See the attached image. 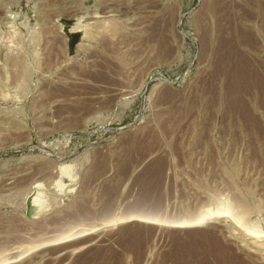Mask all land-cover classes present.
<instances>
[{
	"label": "rangeland",
	"instance_id": "obj_1",
	"mask_svg": "<svg viewBox=\"0 0 264 264\" xmlns=\"http://www.w3.org/2000/svg\"><path fill=\"white\" fill-rule=\"evenodd\" d=\"M263 81L264 0H0V264H264Z\"/></svg>",
	"mask_w": 264,
	"mask_h": 264
},
{
	"label": "bare ground",
	"instance_id": "obj_2",
	"mask_svg": "<svg viewBox=\"0 0 264 264\" xmlns=\"http://www.w3.org/2000/svg\"><path fill=\"white\" fill-rule=\"evenodd\" d=\"M235 30H236V29H235ZM243 39H244V38H243ZM230 46H231V45H230ZM234 50H235V49H234ZM223 54H224V53H223ZM224 55H225V54H224ZM222 63H223V62H222ZM238 63H239V62H238ZM248 64H249V63H248ZM239 65H240V63H239ZM244 65H245V64H244ZM245 67H246V66H245ZM237 68H238V67H237ZM223 69H224V68H223ZM243 69H244V68H243ZM250 69H251V68H250ZM219 70H220V69H219ZM252 70H253V69H252ZM232 71H233V70H232ZM242 71H243V70H242ZM236 72H237V71H236ZM227 73H228V72H227ZM248 73H249V72H248ZM233 75H234V74H233ZM233 75H232V76H233ZM250 75H251V74H250ZM236 76H238V75H236ZM241 76H242V75H241ZM253 76H254V75H253ZM255 77H256V76H255ZM257 77H259V76H257ZM237 79H238V78H237ZM237 79H235V80H237ZM233 81H234V80H233ZM249 81H250V80H249ZM239 82H241V81H239ZM245 82H246V81H245ZM263 82H264V81H263ZM248 83H250V82H248ZM263 84H264V83H263ZM240 85H241V84H240ZM254 85H255V84H254ZM255 86H256V85H255ZM263 87H264V86H263ZM234 88H235V87H234ZM250 89H251V88H250ZM261 89H262V88H261ZM235 90H236V89H235ZM234 92H235V91H234ZM240 93H241V92H240ZM229 95H230V94H229ZM231 95H232V93H231ZM227 96H228V95H227ZM236 96H237V95H236ZM238 96H239V95H238ZM231 97H232V96H231ZM233 97H235V95H234ZM233 97H232V98H233ZM234 99H235V98H234ZM234 99H233V100H234ZM235 100H236V99H235ZM237 100H238V99H237ZM237 100H236V101H237ZM241 102H242V101H241ZM237 105H238V104H237ZM243 105H244V104H243ZM247 113H248V112H247ZM249 116H250V115H249ZM243 118H244V117H243ZM139 145H140V144H139ZM68 169H69V168L66 167V168H64V171H65V172H68V171H67ZM152 171H153V170H152ZM140 180H142V179H140ZM154 180H155V179H154ZM158 185H159V184H158ZM153 190H154V189H153ZM152 192H153V191H152ZM157 202H158V201H157ZM34 204H35V206H39V205L41 204V200H40L39 197H36V198H35V200H34ZM141 211H142V210H141ZM153 211H154V210H153ZM137 229H139V228L137 227ZM140 230H141V229H140ZM142 231H143V230H142ZM144 232H145V231H144ZM146 233H147V232H146ZM144 234H145V233H143V235H144ZM149 234H150V232H149ZM149 234H147L146 237H147ZM203 234H204V233H202V235H203ZM206 234H207V233H206ZM206 234H204V235H206ZM128 235H129V234H128ZM133 235H134V233H133ZM137 235H138V234H137ZM137 235H136V236H137ZM150 235H151V234H150ZM190 235H191V234H190ZM196 235H197V234H196ZM199 235H200V234H199ZM130 236H131V235H130ZM144 236H145V235H144ZM186 236H187V235H186ZM208 236H209V235H208ZM124 237H125V236H124ZM132 237H133V236H132ZM142 237H143V236H142ZM142 237H141V238H142ZM146 237H145V238H146ZM192 237H194V235H193ZM199 237H200V238H203L204 236L202 237V236L200 235ZM205 237H206V236H205ZM129 238H130V237H129ZM145 238H144V240H145ZM179 238H180V237H179ZM186 238H187V237H186ZM186 238H185V239H186ZM190 238H191V237H190ZM197 239H198V238H197ZM204 239H205V238H204ZM123 240H124V238H123ZM135 240H136V239H135ZM142 240H143V239H142ZM180 240H181V239H180ZM189 240H191V239H188V241H189ZM192 240H194V239H192ZM192 240H191V241H192ZM201 240H202V239H200V241H201ZM125 241H126V240H125ZM125 241H124V242H125ZM183 241H184V240H183ZM206 241H207V240H205V242H206ZM209 241H210V240H209ZM139 242H142V241H139ZM184 242H185V241H184ZM186 242H187V241H186ZM194 242H195V241H194ZM194 242L192 241V243H194ZM197 242H198V241H196L195 243L197 244ZM203 242H204V241H203ZM217 242H218V241H217ZM132 243H133V242H132ZM143 243H145V242H143ZM143 243H142V244H143ZM177 243H178V242H177ZM189 243H190V242H189ZM192 243H191V245H192ZM198 243H199V242H198ZM206 243H207V242H206ZM128 244H129V243H128ZM128 244H127V245H128ZM139 244H140V243H139ZM208 244H209V243H208ZM215 244H216V243H215ZM136 245H137V244H136ZM184 245H185V244H184ZM194 245H195V244H194ZM199 245H200V244H199ZM132 246H133V245H132ZM138 246H139V245H138ZM179 246H180V245H179ZM192 246H193V245H192ZM205 246H206V245H205ZM217 246H218V245H217ZM217 246H216V247H217ZM183 247H184V246H183ZM196 247H197V245H196ZM216 247H215V248H216ZM220 247H221V246H220ZM139 248H140V246H139ZM186 248H187V246H186ZM198 248L200 249V247H198ZM215 248L213 247V249H215ZM218 248H219V247H218ZM218 248H217V249H218ZM134 249H135V248H134ZM137 249H138V248H137ZM195 249H197V248H195ZM219 249H220V248H219ZM141 250H142V249H141ZM193 250H194V249H193ZM202 250H203V249H202ZM204 250H205V249H204ZM220 250H221V249H220ZM184 251H185V250H184ZM199 251H200V250H199ZM205 251H208V250H205ZM210 251H211V250H210ZM212 251H213V250H212ZM215 251H218V250H215ZM230 251H231V250H230ZM138 252H139V250H138ZM140 252H142V251H140ZM223 252H225V251L223 250ZM226 252H227V251H226ZM198 253H199V252H198ZM202 253H203V252H202ZM208 253H211V252L208 251ZM212 253H213V252H212ZM212 253H211V254H212ZM218 253H219V252H218ZM221 253H222V251H221ZM135 254H136V253H135ZM193 254H194V253H193ZM216 254H217V253H216ZM222 254H223V253H222ZM224 254H225V253H224ZM224 254H223V255H224ZM102 255H103V254H102ZM189 255H190V254H189ZM213 255H214V254H213ZM98 256H99V255H98ZM105 256H106V255H105ZM203 256H204V255H203ZM226 256H227V255H226ZM94 257H95V256H94ZM99 257H100V256H99ZM99 257H97V258H99ZM188 257H189V256H188ZM198 257H199V256H198ZM219 257H220V256H219ZM222 257H223V256H222ZM97 258H96L95 260H97ZM105 258H107V257H105ZM93 259H94V258H93ZM102 259H103V258H102ZM203 259H204V258H203ZM206 259H207V258H206ZM206 259H205V260H206ZM87 260H88V259H87ZM87 260H86V261H87ZM98 260H99V259H98ZM84 261H85V260H84ZM109 261H110V260H109ZM114 261H115V260H114ZM169 261H170V260H169ZM179 261H180V260H179ZM197 261H198V260H197ZM174 262H176V261H174ZM177 262H178V261H177ZM208 262H209V261H208ZM84 263H85V262H84ZM118 263H119V262H118ZM184 263H185V261H184Z\"/></svg>",
	"mask_w": 264,
	"mask_h": 264
}]
</instances>
